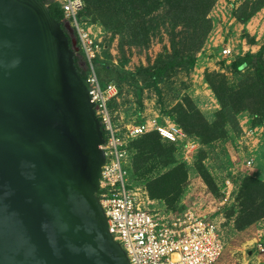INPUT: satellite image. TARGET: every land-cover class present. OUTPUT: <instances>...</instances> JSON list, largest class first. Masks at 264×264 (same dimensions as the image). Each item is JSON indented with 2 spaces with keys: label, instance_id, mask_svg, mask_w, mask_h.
<instances>
[{
  "label": "rangeland",
  "instance_id": "rangeland-1",
  "mask_svg": "<svg viewBox=\"0 0 264 264\" xmlns=\"http://www.w3.org/2000/svg\"><path fill=\"white\" fill-rule=\"evenodd\" d=\"M63 24L83 72L117 84L108 106L118 123L158 117L186 130L175 144L137 139L129 184L153 210L214 221L224 241L215 264H264V106L230 98L264 66V0H84ZM188 52L194 63L176 65ZM242 58L251 62L236 69ZM156 68L167 76L155 80ZM173 169L188 179L168 187Z\"/></svg>",
  "mask_w": 264,
  "mask_h": 264
},
{
  "label": "water",
  "instance_id": "water-1",
  "mask_svg": "<svg viewBox=\"0 0 264 264\" xmlns=\"http://www.w3.org/2000/svg\"><path fill=\"white\" fill-rule=\"evenodd\" d=\"M71 36L0 0V264H131L98 197L105 142Z\"/></svg>",
  "mask_w": 264,
  "mask_h": 264
},
{
  "label": "built area",
  "instance_id": "built-area-1",
  "mask_svg": "<svg viewBox=\"0 0 264 264\" xmlns=\"http://www.w3.org/2000/svg\"><path fill=\"white\" fill-rule=\"evenodd\" d=\"M66 18L77 20L84 0H57ZM223 55L232 53L230 47ZM94 98L96 114L104 130L103 165L98 197L105 210L114 239L126 251L131 264H215L224 249L218 226L207 215L187 212L183 215L163 213L150 208L146 191L129 184L125 164L129 142L150 132H157L176 143L185 135L183 128L169 119L158 117L140 123H118L109 102L119 94L113 82L101 84L96 74L87 76ZM123 123V124H122Z\"/></svg>",
  "mask_w": 264,
  "mask_h": 264
},
{
  "label": "trees",
  "instance_id": "trees-1",
  "mask_svg": "<svg viewBox=\"0 0 264 264\" xmlns=\"http://www.w3.org/2000/svg\"><path fill=\"white\" fill-rule=\"evenodd\" d=\"M41 1H43L44 3L49 5L50 13H51V15L54 18H56L57 20L63 22V19L65 18V13H64V10H63V8H62V6H61L59 1H57V0H41ZM134 2L137 3V2H139V0H134ZM207 7H209V6H207ZM135 35H137V34L135 33ZM189 53L190 52L182 54L181 55V57H182L181 60H178L176 62V65L183 66L185 63H189L191 61H192V63H194L195 59L193 58L191 53L190 54ZM75 60H76V65L78 66V69L83 72L82 68L79 66L78 58H77L76 55H75ZM249 62H251L250 59L242 58V59L236 61L234 63V65H235L236 69H239L242 65H244L246 63H249ZM259 70L260 71H259V74L257 75V81L253 82L250 86H247V87L245 86V87L241 88L240 90H238L235 93L230 92V95H231L230 98H231L232 102L235 104V106H238V105L241 106L240 104L242 103V101H244V98H252V97H254V100H255V103L257 104V106H260V105L264 106V66L260 67ZM83 74L87 78V75L84 72H83ZM151 76L155 80H162V79H164L167 76V74L163 70V68H156V69L153 70ZM218 76L221 77V75H218ZM209 82L215 88V81L212 78H209ZM113 83H115V82H113ZM215 90L218 91L216 88H215ZM219 97H220V95H219ZM220 99H221L222 104H223V101H224L223 98H220ZM224 106H226L225 103H224ZM176 123L178 125H180L182 128H184L179 122L176 121ZM102 128H103V126H102ZM103 131H104V137H106V131L104 130V128H103ZM150 134L151 135L152 134H157L161 140H165L157 132L147 133V134H145L143 136H140L138 138H135V139H133V140H131L129 142V146L128 147H129L130 154L132 152L134 142L137 139L142 138V137H144L146 135L148 136ZM165 141H168V140H165ZM168 142H170V141H168ZM170 143L175 144L173 142H170ZM172 146H174V145H172ZM142 149H144V148H142ZM174 169L169 173L170 174L169 176H172V178H170L169 181L167 182L168 187L169 186H177L178 183H183L184 184V182H186L187 179H188L187 171L183 170V177L179 181L175 180V178H173V176L175 174L180 176L181 175V171H178L177 173H175L176 171ZM164 189H165V186L162 188L163 192H164Z\"/></svg>",
  "mask_w": 264,
  "mask_h": 264
}]
</instances>
